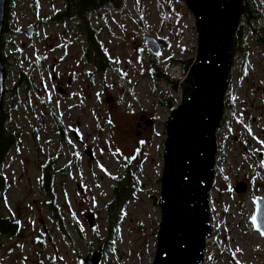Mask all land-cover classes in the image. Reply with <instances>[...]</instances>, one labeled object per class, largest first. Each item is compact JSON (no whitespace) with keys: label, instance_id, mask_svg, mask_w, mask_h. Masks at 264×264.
Returning <instances> with one entry per match:
<instances>
[{"label":"rangeland","instance_id":"rangeland-1","mask_svg":"<svg viewBox=\"0 0 264 264\" xmlns=\"http://www.w3.org/2000/svg\"><path fill=\"white\" fill-rule=\"evenodd\" d=\"M252 3L264 13V0ZM62 7V0L10 1L6 84L16 82L20 63L34 88L7 97L20 147L4 165L0 207L19 227L14 236L0 233V264H79L100 245L102 264H149L161 222L165 122L181 100L186 61L196 56L195 17L186 0H123L120 10L90 14L108 64L102 69L81 27L49 20ZM147 35L160 42L159 53ZM240 45L248 56L237 64L238 48L227 94L232 109L218 133L205 264H264V236L252 222L255 198H264V52L249 32ZM51 163L58 210L40 185ZM240 182L247 185L241 192ZM130 184L135 194L126 200ZM116 186L123 199L111 223Z\"/></svg>","mask_w":264,"mask_h":264},{"label":"water","instance_id":"water-1","mask_svg":"<svg viewBox=\"0 0 264 264\" xmlns=\"http://www.w3.org/2000/svg\"><path fill=\"white\" fill-rule=\"evenodd\" d=\"M196 20L197 50L179 83L181 100L166 120L163 170L157 204L161 222L156 253L149 264H205L214 237L211 195L217 176L219 136L226 114L231 72L239 48L246 0H186ZM7 0H0V42ZM34 26L26 33L33 35ZM154 53L160 42L145 36ZM5 92V64L0 51V99ZM141 119H145L142 116ZM247 188L238 183L236 190ZM92 218V217H91ZM90 218V222L92 221ZM255 230L264 236V198H255ZM104 245L79 264H102Z\"/></svg>","mask_w":264,"mask_h":264},{"label":"trees","instance_id":"trees-1","mask_svg":"<svg viewBox=\"0 0 264 264\" xmlns=\"http://www.w3.org/2000/svg\"><path fill=\"white\" fill-rule=\"evenodd\" d=\"M10 1L7 0V6H6V19H5V26L3 31V37L0 42V51L2 54V58L5 64V82H8V56L4 53L5 48V35L8 32V15L10 11ZM63 7L58 10L56 13H54L50 17V21H53L54 23H57L59 25H64L68 21L75 22V24L83 29V31L86 34L87 41L90 42V44L95 48L96 56H97V66L98 68H108V64L105 62L104 58L105 55L102 54V51L99 50L96 47L97 40L96 32H94L91 29V26L89 24V17L90 14L102 10V9H111V10H120L123 4V0H62ZM249 32L251 34V37L256 43V45L261 49L262 52H264V13L259 10L257 7L251 3V0H246V12L242 19V25L239 30V41H241L245 36V33ZM239 55L240 57L237 59V64H241V61H243L247 56L248 53L243 49V47L239 46ZM85 56L89 57L90 53L85 51ZM178 61L174 62L177 63ZM185 62V61H184ZM193 59L187 60L186 65L188 68L192 64ZM235 69V68H234ZM231 73V77L233 74V71ZM5 83V84H6ZM177 83V82H176ZM34 88V84L30 76L26 71H24L22 65L19 63L17 68V80L16 82L5 86V92L4 96L0 99V203L3 199V192L6 187L7 182V175L3 173V168L5 163L9 160V155L13 149H18L20 147V140L19 135L16 131L12 130L9 122L11 120V111L13 103H10L8 101V96L11 95L13 98H15L21 89H23L26 92L32 91ZM226 114L232 109L231 104L227 101L226 103ZM226 115L224 117V120H226ZM60 134H63V128L58 129ZM54 173H55V167L51 163L50 165H44L43 166V175L40 178V185L43 188L45 192L50 197V204L51 207L54 210L57 209L58 200L56 199V192L53 190L54 185ZM117 179V178H116ZM120 180V179H118ZM125 181L130 180V176L126 175L124 178ZM134 187L132 184H130L126 189V200L133 199L135 191L133 193ZM116 191L118 192L116 199L113 203L110 205V213H109V219L110 222H113V219H115L118 215L119 208L118 204H121L123 195L122 192H120L119 187L116 186ZM118 197V198H117ZM125 200V201H126ZM124 201V202H125ZM59 215V213H56ZM60 223H62V216H60ZM18 223L17 221H14L12 217L4 215L1 211L0 207V233L3 234H9L11 236H14L17 234L18 231ZM80 236H83V231L81 229H77L76 231ZM110 233L113 236V230L110 228Z\"/></svg>","mask_w":264,"mask_h":264},{"label":"built area","instance_id":"built-area-1","mask_svg":"<svg viewBox=\"0 0 264 264\" xmlns=\"http://www.w3.org/2000/svg\"><path fill=\"white\" fill-rule=\"evenodd\" d=\"M251 3H252V0H251ZM254 5V4H253ZM255 7H257L256 5H254ZM258 8V7H257ZM259 9V8H258ZM260 10V9H259ZM252 38V37H251ZM212 214H213V208H212Z\"/></svg>","mask_w":264,"mask_h":264},{"label":"flooded vegetation","instance_id":"flooded-vegetation-1","mask_svg":"<svg viewBox=\"0 0 264 264\" xmlns=\"http://www.w3.org/2000/svg\"><path fill=\"white\" fill-rule=\"evenodd\" d=\"M34 29H35V27H34ZM247 186V185H246Z\"/></svg>","mask_w":264,"mask_h":264},{"label":"snow or ice","instance_id":"snow-or-ice-1","mask_svg":"<svg viewBox=\"0 0 264 264\" xmlns=\"http://www.w3.org/2000/svg\"><path fill=\"white\" fill-rule=\"evenodd\" d=\"M110 123H111V121H110Z\"/></svg>","mask_w":264,"mask_h":264}]
</instances>
